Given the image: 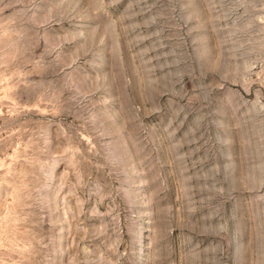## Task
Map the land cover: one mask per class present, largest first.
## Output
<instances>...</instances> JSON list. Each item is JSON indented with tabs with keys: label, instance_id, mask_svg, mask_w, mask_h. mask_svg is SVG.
<instances>
[{
	"label": "rangeland",
	"instance_id": "1",
	"mask_svg": "<svg viewBox=\"0 0 264 264\" xmlns=\"http://www.w3.org/2000/svg\"><path fill=\"white\" fill-rule=\"evenodd\" d=\"M0 264H264V0H0Z\"/></svg>",
	"mask_w": 264,
	"mask_h": 264
}]
</instances>
